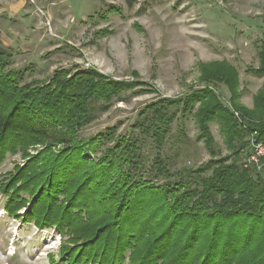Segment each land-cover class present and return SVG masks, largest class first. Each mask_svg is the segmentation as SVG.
I'll return each mask as SVG.
<instances>
[{
	"label": "trees",
	"instance_id": "16d2710c",
	"mask_svg": "<svg viewBox=\"0 0 264 264\" xmlns=\"http://www.w3.org/2000/svg\"><path fill=\"white\" fill-rule=\"evenodd\" d=\"M125 1L132 7L138 0ZM257 55L250 73L263 83L250 109L239 103L238 73L225 61L198 65L203 88L146 107L150 117L140 126L157 151L173 121L167 109L177 107L192 117L209 154L196 170L173 174L158 152L145 170L138 142L116 139L114 128L79 137L124 92L144 93L141 82L78 67L25 82L27 71L10 68L0 42V166L9 156L22 161L0 181L5 214L53 229L58 264H264V165L257 171L240 160L251 140L264 143V34ZM209 84L227 88L232 109ZM211 123L228 156L216 158ZM49 262L56 264L53 255Z\"/></svg>",
	"mask_w": 264,
	"mask_h": 264
},
{
	"label": "rangeland",
	"instance_id": "374dc122",
	"mask_svg": "<svg viewBox=\"0 0 264 264\" xmlns=\"http://www.w3.org/2000/svg\"><path fill=\"white\" fill-rule=\"evenodd\" d=\"M263 34L264 0H138L132 7L125 0H0L1 47L12 56L10 68L27 71L25 82L44 83L54 71L76 67L95 69L118 81L141 82L144 93H136L140 87L124 92L123 102L114 100L107 112L79 131V137L104 135L114 128L116 139L138 142L145 170L158 152L173 174L196 170L209 154L196 139L192 117H183L177 107L167 109L173 121L157 151L150 132L140 126H147L144 118L150 117L144 113L146 107L203 88L198 65L225 61L237 70L239 103L252 108L263 78L250 69L258 66ZM209 87L230 107L224 85ZM210 131L216 158L228 156L218 125L211 123ZM21 162L19 155L9 156L0 166V181ZM4 202L0 195V264H50V255L58 264L60 236L53 229L40 231L7 216Z\"/></svg>",
	"mask_w": 264,
	"mask_h": 264
},
{
	"label": "built area",
	"instance_id": "2783aa9c",
	"mask_svg": "<svg viewBox=\"0 0 264 264\" xmlns=\"http://www.w3.org/2000/svg\"><path fill=\"white\" fill-rule=\"evenodd\" d=\"M239 117L237 113L234 114ZM242 163L245 168L253 167L257 171L261 170L264 165V143H255L252 140L246 150L242 152Z\"/></svg>",
	"mask_w": 264,
	"mask_h": 264
}]
</instances>
